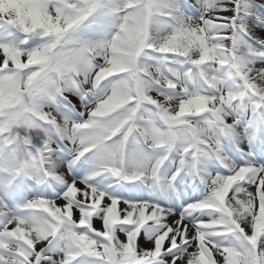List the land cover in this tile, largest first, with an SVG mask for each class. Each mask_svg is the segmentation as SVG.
I'll list each match as a JSON object with an SVG mask.
<instances>
[{"label": "snow or ice", "instance_id": "obj_1", "mask_svg": "<svg viewBox=\"0 0 264 264\" xmlns=\"http://www.w3.org/2000/svg\"><path fill=\"white\" fill-rule=\"evenodd\" d=\"M0 264H264V0H0Z\"/></svg>", "mask_w": 264, "mask_h": 264}]
</instances>
